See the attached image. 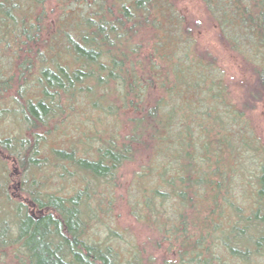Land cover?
<instances>
[{
  "label": "trees",
  "instance_id": "trees-1",
  "mask_svg": "<svg viewBox=\"0 0 264 264\" xmlns=\"http://www.w3.org/2000/svg\"><path fill=\"white\" fill-rule=\"evenodd\" d=\"M51 1L0 0V106L29 132L0 137V249L17 264H144L114 218L121 190L167 241L159 264H264L249 116L264 103V0H201L239 60L229 75L173 0Z\"/></svg>",
  "mask_w": 264,
  "mask_h": 264
},
{
  "label": "rangeland",
  "instance_id": "rangeland-1",
  "mask_svg": "<svg viewBox=\"0 0 264 264\" xmlns=\"http://www.w3.org/2000/svg\"><path fill=\"white\" fill-rule=\"evenodd\" d=\"M178 10L183 14L184 18L199 20L197 23V30L195 39L203 47H210L213 53L218 58L219 64L222 65L227 75L230 74L232 68L238 64L239 60L236 57H231V54L227 49L221 46L218 42L217 32L215 31L212 19L208 16L204 5L201 0H173ZM54 6L53 1L50 0V7ZM196 31V30H195ZM237 96V94H236ZM233 100V98H232ZM5 103V102H1ZM9 104V103H8ZM0 106V137H7L15 134L29 135V132L25 130V126L20 116L15 115V112H10L5 107L7 105L2 104ZM252 126L255 129L257 135L261 138V142L264 145V103L253 109L249 114ZM118 119V117H117ZM120 128L123 130L127 129L129 120L127 116L124 118L119 117ZM57 145V143H54ZM6 163V164H5ZM4 167L6 169V175L8 171L11 172L12 185L10 187L11 196H17V188H19V179L21 175L18 170L16 162H12L10 165L5 162ZM3 165L0 163V166ZM126 167L131 168L133 165H127ZM49 175V173L45 174ZM44 176V175H42ZM130 176V175H129ZM129 176L126 180V184L129 182ZM15 177L17 179H15ZM20 177V178H19ZM128 185H124L127 187ZM115 194L119 197L115 203V212L118 218L115 216V221L119 224V230L123 232V237L129 242H134L137 247V252L144 264H159L164 259H174V257H168L170 250L167 249V241L163 240L162 235L155 229L144 224H136L132 217H129L127 211V195L126 193L121 194V190H115ZM121 194V195H120ZM106 220L104 223L108 225L113 222L110 216H105ZM101 231L107 229L104 223H102ZM121 224V225H120ZM11 247V246H10ZM0 249V264H17L13 261L11 248ZM167 257V258H166ZM150 259V261L148 260ZM5 262V263H1Z\"/></svg>",
  "mask_w": 264,
  "mask_h": 264
}]
</instances>
